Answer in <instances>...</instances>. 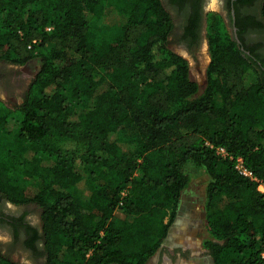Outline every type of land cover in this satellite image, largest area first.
<instances>
[{"label":"trees","instance_id":"trees-1","mask_svg":"<svg viewBox=\"0 0 264 264\" xmlns=\"http://www.w3.org/2000/svg\"><path fill=\"white\" fill-rule=\"evenodd\" d=\"M106 5L125 15L112 39L92 29ZM235 22L243 49L210 16L199 92L168 45L161 0H0V61H38L22 102L0 103L3 133L16 126L0 148V194L41 207L44 264H145L194 169L208 177L213 264H264V62ZM0 264L20 263L0 253Z\"/></svg>","mask_w":264,"mask_h":264},{"label":"rangeland","instance_id":"rangeland-1","mask_svg":"<svg viewBox=\"0 0 264 264\" xmlns=\"http://www.w3.org/2000/svg\"><path fill=\"white\" fill-rule=\"evenodd\" d=\"M214 1L216 2V6L212 8L216 10V14L220 15L221 9L218 5L220 0H211L210 4L215 3ZM124 20V14L119 13L110 5H106L100 19L92 24V29L98 37L112 39ZM223 24L230 36L234 38L228 17H226V20H223ZM168 45L172 50L187 59L190 76L197 82L199 92H201L205 85L206 67L210 59L207 44L204 43L194 56L190 55L177 44L175 36H169ZM37 68L38 61L36 59H31L21 66L6 63V70L9 73V86L0 89V103L8 107L20 104ZM7 129L9 133L4 134L0 128V148L5 135L8 137L12 136L16 131V126L9 124ZM207 180L208 177L203 170L194 169L192 171L190 182L180 197L175 217L169 225V233L163 241V246L145 264H213L212 257L203 245L204 240L208 238L204 210ZM22 183L27 194L30 196L40 189V184L36 181H29L27 184L26 180H22ZM262 189L263 187L261 186L258 188L260 192H263ZM116 216L121 217V214L116 213ZM167 219L168 216H166ZM40 223V219L38 218L37 224L40 225ZM5 241H7V236L5 234L0 235L1 244ZM175 248H182L185 253L178 255L181 256V259H177L178 256H175L173 261H170L167 257L174 252L172 249ZM168 250L170 253H168ZM0 251L5 256H9L12 260L21 264H44L45 262L44 259L29 258L23 251L15 250L10 252L2 245H0Z\"/></svg>","mask_w":264,"mask_h":264},{"label":"flooded vegetation","instance_id":"flooded-vegetation-1","mask_svg":"<svg viewBox=\"0 0 264 264\" xmlns=\"http://www.w3.org/2000/svg\"><path fill=\"white\" fill-rule=\"evenodd\" d=\"M161 1L173 22L170 35L175 36L177 44L194 56L204 43L207 44L209 18L212 14H216V10L213 9L216 2L210 4L211 0ZM261 2L262 0H220L218 5L221 9V18L226 20L228 17L232 31L234 26L237 32L235 18L239 16L242 27L241 38L248 48L247 53L252 51L253 55L249 54L253 58L264 62V20L260 12ZM0 62H2L0 63V89H4L9 86V73L6 70L7 62ZM40 215L41 207L37 203L15 204L0 194V235L7 236V241L3 244L0 242V245L10 252L23 251L29 258L45 260L41 223L37 224ZM172 250L174 252L167 257L170 261H173L175 256L185 253L182 248ZM0 253L3 254L1 251ZM168 253H170L169 250ZM177 259H181V256Z\"/></svg>","mask_w":264,"mask_h":264},{"label":"built area","instance_id":"built-area-1","mask_svg":"<svg viewBox=\"0 0 264 264\" xmlns=\"http://www.w3.org/2000/svg\"><path fill=\"white\" fill-rule=\"evenodd\" d=\"M47 29H49V27H48ZM218 152L221 153V154H224V153H225V151H224L223 148H219V149H218ZM236 168H237L241 173H243V174H248V175H249V172L244 168V166H243V164H242V160H241L240 158L238 159V162H237ZM260 186L263 187L262 190H263V192H264V183H263V182H260L259 185H258V188H259Z\"/></svg>","mask_w":264,"mask_h":264},{"label":"water","instance_id":"water-1","mask_svg":"<svg viewBox=\"0 0 264 264\" xmlns=\"http://www.w3.org/2000/svg\"><path fill=\"white\" fill-rule=\"evenodd\" d=\"M233 31H234V34H233V36H234V39L236 40V42L240 45V47H241V49H243V46L241 45V42H240V40L238 39V36H237V34H236V28L233 26ZM247 52V51H246ZM168 233H169V228H168ZM167 233V234H168ZM166 238V237H165ZM164 241V240H163ZM163 246V242L161 243V246L160 247H162Z\"/></svg>","mask_w":264,"mask_h":264}]
</instances>
